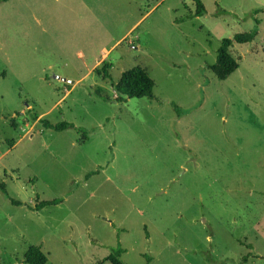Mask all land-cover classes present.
Masks as SVG:
<instances>
[{"label": "rangeland", "instance_id": "obj_1", "mask_svg": "<svg viewBox=\"0 0 264 264\" xmlns=\"http://www.w3.org/2000/svg\"><path fill=\"white\" fill-rule=\"evenodd\" d=\"M201 2L200 17L193 0L0 4V185L63 199L35 212L0 188V264L33 245L48 264H111L118 247L125 264H264V0ZM253 30L218 80L223 39ZM138 66L154 99L113 86Z\"/></svg>", "mask_w": 264, "mask_h": 264}, {"label": "trees", "instance_id": "obj_2", "mask_svg": "<svg viewBox=\"0 0 264 264\" xmlns=\"http://www.w3.org/2000/svg\"><path fill=\"white\" fill-rule=\"evenodd\" d=\"M8 0H0V4L7 2ZM196 4V12L193 16L200 17L206 13V9L201 0H193ZM260 10H255L254 15L258 14ZM259 24V21H257ZM257 36V31L253 30L250 32L236 34L233 38L223 39L220 49L218 50L217 60L215 64L210 66L211 71L214 73L216 78L220 81L227 80L237 69L239 68V62L231 53V49L235 44H247L251 43ZM111 68L110 65H104L102 72L105 78L109 77L108 70ZM98 74H102L98 71ZM114 88L118 93L128 99H154L155 81L149 74V72L138 66L124 72L118 82L113 84ZM118 102H124L123 97L117 98ZM174 108L178 116L182 115L181 108L174 102L170 103ZM38 119V118H36ZM41 124L45 129L53 130L55 132H64L69 129H74L78 134H82L87 137L88 133L82 129L76 127L72 123L61 122L53 124L46 119H40ZM99 171H93L85 176V180L93 175L98 174ZM3 194L10 199L8 192L3 185H0ZM14 206L25 205L29 210L39 212L47 207L57 206L63 202V199H54L49 201H39L34 206L22 203L13 199H10ZM126 253L124 248L118 247L114 249L112 253L105 259L106 262L111 264H125L122 261L123 254ZM259 257V256H256ZM247 260V257L245 258ZM24 264H48V256L43 252L42 246H30L24 255Z\"/></svg>", "mask_w": 264, "mask_h": 264}]
</instances>
